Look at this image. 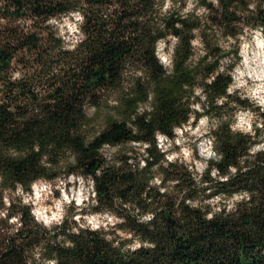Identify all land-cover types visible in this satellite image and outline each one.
Wrapping results in <instances>:
<instances>
[{
    "label": "trees",
    "instance_id": "16d2710c",
    "mask_svg": "<svg viewBox=\"0 0 264 264\" xmlns=\"http://www.w3.org/2000/svg\"><path fill=\"white\" fill-rule=\"evenodd\" d=\"M75 14L68 43L57 23ZM252 32L264 39V0H0V222L16 221L0 264H264V114L231 126L258 110L230 92ZM172 39L168 67L157 47ZM205 116L215 157L195 174L157 136ZM70 175L116 222L47 227L16 194Z\"/></svg>",
    "mask_w": 264,
    "mask_h": 264
},
{
    "label": "rangeland",
    "instance_id": "374dc122",
    "mask_svg": "<svg viewBox=\"0 0 264 264\" xmlns=\"http://www.w3.org/2000/svg\"><path fill=\"white\" fill-rule=\"evenodd\" d=\"M193 8L192 2H187L186 10ZM78 15L68 16L57 23L60 34L68 43L74 42L78 38L77 32ZM174 40H171L169 46L160 42L157 47V55L163 63V59L169 57ZM196 54L199 55L200 45L197 41ZM167 47V48H166ZM239 54H241L240 62L234 67L233 84L230 92H236L237 96L251 100L254 107L258 110L235 111L232 129L234 131L251 132L252 125L260 123L261 115L264 114V77L257 78V68L261 63L264 55V39L259 32H252L250 38H242ZM261 70V69H260ZM259 73V72H258ZM255 109V108H254ZM88 114H92V110H88ZM260 114V115H259ZM103 116V113L101 114ZM102 119L99 118L98 124ZM193 120L191 119L190 123ZM214 126L206 116L202 117L196 124H189L175 129V139L170 141L162 138L159 148L165 151L167 159L181 160L189 166V170L193 173H202L206 168V160L214 158L212 138L210 137V128ZM264 134L253 147V151L263 148ZM133 145V144H132ZM137 151L143 153V148ZM130 146L122 147V150H128ZM103 155L109 159L119 150L117 148L104 147ZM23 199V202L31 205V212L38 223L49 227L59 223L63 218L73 215V220L78 226L90 227L98 229L106 227L116 222L115 218L106 212L95 213L91 206L94 204V196L91 181L82 180L75 176L64 179L56 178L54 182L39 180L31 186V193H23L20 189L16 193ZM9 196L7 192L3 193V202L8 206ZM234 198L232 201H235ZM231 201L226 204H231ZM225 202L214 200L215 206H222ZM2 214H0V217ZM48 218L46 223L44 219ZM15 219L10 220L7 225L0 222V234L4 231L8 232L14 227ZM8 228V229H7ZM124 234H122L123 236Z\"/></svg>",
    "mask_w": 264,
    "mask_h": 264
},
{
    "label": "bare ground",
    "instance_id": "6f19581e",
    "mask_svg": "<svg viewBox=\"0 0 264 264\" xmlns=\"http://www.w3.org/2000/svg\"><path fill=\"white\" fill-rule=\"evenodd\" d=\"M257 73H256V77L257 78H261V77H264V55L262 56L261 58V63L260 65H258V68H257ZM261 69V70H260ZM259 72V73H258ZM46 221H48V218H45L44 219V222L46 223Z\"/></svg>",
    "mask_w": 264,
    "mask_h": 264
},
{
    "label": "built area",
    "instance_id": "2783aa9c",
    "mask_svg": "<svg viewBox=\"0 0 264 264\" xmlns=\"http://www.w3.org/2000/svg\"><path fill=\"white\" fill-rule=\"evenodd\" d=\"M163 64H165L166 66L170 67V64H171L170 56L163 59ZM162 138H165V137L163 135H158L157 136V142H160V140ZM158 147H159V143H158Z\"/></svg>",
    "mask_w": 264,
    "mask_h": 264
}]
</instances>
